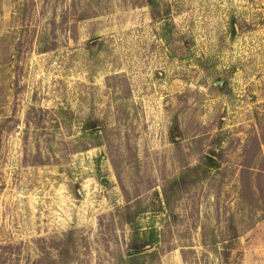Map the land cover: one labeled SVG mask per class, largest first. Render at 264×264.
I'll list each match as a JSON object with an SVG mask.
<instances>
[{
  "label": "rangeland",
  "instance_id": "1",
  "mask_svg": "<svg viewBox=\"0 0 264 264\" xmlns=\"http://www.w3.org/2000/svg\"><path fill=\"white\" fill-rule=\"evenodd\" d=\"M60 239L73 264H264V0H0V264Z\"/></svg>",
  "mask_w": 264,
  "mask_h": 264
},
{
  "label": "trees",
  "instance_id": "2",
  "mask_svg": "<svg viewBox=\"0 0 264 264\" xmlns=\"http://www.w3.org/2000/svg\"><path fill=\"white\" fill-rule=\"evenodd\" d=\"M98 120H90L86 123L84 132H94V133H100L103 132L104 126L101 124ZM206 160L208 161L207 167L213 168L216 167V161L213 159V157H207ZM199 169V166H195L192 169H189V173H196ZM248 169H245L243 172L244 176H247V174H250L248 172ZM257 175V174H256ZM247 178V177H246ZM243 174H242V183H241V193L248 192L249 194L252 195V184L250 181H245L244 182ZM255 192V191H254ZM156 195V193L154 194ZM128 203V202H127ZM145 210L140 208L139 201L134 204H126L122 209L118 211V218H119V223L122 226H127L129 230V235H128V242L125 243V249L124 255L121 254V256H125L127 259H133L136 261L141 260L145 256H150L152 257L154 254L153 251L149 252L154 246V241L152 240V235L151 241H145L141 236L140 232L137 228V219L141 217V214ZM55 250V256L50 257L49 254L46 256V258H42L35 262L34 264H73L72 261L70 260H65L63 258L64 254H67L68 252H71V249L69 246L64 243L61 239L59 240V244L53 248ZM75 250V247H72V251Z\"/></svg>",
  "mask_w": 264,
  "mask_h": 264
},
{
  "label": "water",
  "instance_id": "3",
  "mask_svg": "<svg viewBox=\"0 0 264 264\" xmlns=\"http://www.w3.org/2000/svg\"><path fill=\"white\" fill-rule=\"evenodd\" d=\"M217 84H219V83H217Z\"/></svg>",
  "mask_w": 264,
  "mask_h": 264
}]
</instances>
